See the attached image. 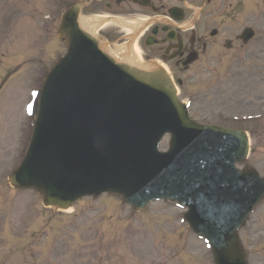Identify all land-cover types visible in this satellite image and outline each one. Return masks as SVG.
Masks as SVG:
<instances>
[{"label": "rangeland", "instance_id": "rangeland-1", "mask_svg": "<svg viewBox=\"0 0 264 264\" xmlns=\"http://www.w3.org/2000/svg\"><path fill=\"white\" fill-rule=\"evenodd\" d=\"M64 1L0 0V79L15 78L0 92L1 132L14 105L15 85L17 96L34 83L37 73L39 83L45 69L65 52L55 37L56 24L47 28V37L40 29L44 15H57ZM229 1L233 8L206 24L221 23L231 36L249 22L259 32L256 45L250 47L258 53L263 49L264 58V0ZM240 3L245 6L238 14L242 10H234ZM207 6L214 11L222 1L211 0ZM236 43L234 48L242 44ZM248 64L249 69L224 72L220 79L187 73L180 98H197L190 108L197 121L232 128L237 124L231 121L239 115H264V61ZM14 113L8 123L9 136L0 134V264H213L208 250L182 222L183 210L175 206L153 203L146 213L137 214L119 198L102 196L77 203L69 213H54L42 206L33 191L11 189L7 177L24 149L18 147L19 139L26 136L25 132L20 136L21 103ZM238 128L247 129L252 137L246 162L264 176V117ZM167 144L166 138L160 148L164 151ZM32 219L36 224L29 226ZM247 227L240 231V238L249 264H264V202Z\"/></svg>", "mask_w": 264, "mask_h": 264}, {"label": "water", "instance_id": "water-1", "mask_svg": "<svg viewBox=\"0 0 264 264\" xmlns=\"http://www.w3.org/2000/svg\"><path fill=\"white\" fill-rule=\"evenodd\" d=\"M65 28L63 36L69 43L68 52L55 66L42 96L45 107L54 103L58 107L51 112L44 109V113L40 109L37 128L45 126L44 130L50 131L55 122L68 120L69 135L78 130V120H91L109 102L108 111L98 121L101 128L91 129L81 137L83 141L101 133L104 140L75 154L79 160V190L75 193L67 196L57 194L52 186L51 171L35 174L29 165L30 156L13 177V184L35 187L43 192L46 204L63 208L80 195H98L104 191L122 194L127 202L138 208L154 198L175 200L190 209L186 216L190 226L211 241L216 264L242 263L235 243V232L242 221L239 223L237 219V222L228 225L229 222L221 217L227 214L229 221H233L237 214L242 216L250 209L256 200L248 187L253 182L248 185L245 181L249 178L236 172L234 177L244 181V185L235 191L230 184L214 176L216 171L226 173L231 164L242 161L246 141L238 132L195 126L186 118L161 72L145 74L115 65L96 49L95 42L76 29L74 18L67 22ZM76 74H80L79 78L88 76V80L77 82L78 78L74 81L71 75ZM129 79H133V83L141 89L132 92L127 87L126 101L119 104L115 99L122 87L128 85ZM61 83L67 88L62 95L59 94ZM159 94L164 98L162 102L155 97ZM88 95L92 98L86 105L84 99ZM44 106L41 105V108ZM136 113L144 120L141 128L134 123ZM167 131L173 135L169 153L159 156L153 149L148 153L147 160L142 162L144 164L131 166L125 150L113 151L115 141L126 133H136L130 143L139 153ZM232 151L235 155L231 154ZM140 158L141 155L136 161L140 162ZM196 161L201 162V169L189 170ZM147 164L153 168L146 171ZM141 171L143 173H139ZM152 171L155 173L150 175ZM94 179L97 184L92 187L90 183ZM216 181L217 190L210 189ZM254 186L261 188L259 199L264 194V188L259 182H254ZM138 193L141 194L137 198L135 195ZM216 219L223 227L217 224Z\"/></svg>", "mask_w": 264, "mask_h": 264}, {"label": "bare ground", "instance_id": "bare-ground-1", "mask_svg": "<svg viewBox=\"0 0 264 264\" xmlns=\"http://www.w3.org/2000/svg\"><path fill=\"white\" fill-rule=\"evenodd\" d=\"M93 21H94V19H89V20L88 19H83V24H84L85 27L88 28L89 26H91V25L94 24ZM94 22H95V25H99V24H101L102 20L101 19H95ZM117 23L118 24H127V25H130V23H128V21H125V20L117 21ZM141 23H142V21H139L138 23H135L134 21H132L131 22V25H132L131 28L132 27L133 28L134 27L135 28L136 27L138 28V27H140L142 25ZM117 53H120V56ZM109 55L111 57H113V58H116L117 61L122 62V63H125V64H128V65L136 64V62H137L136 59L139 61V55L137 54V50H136V54H134L133 51L131 53L130 51H128V48H127L126 45L120 46L118 48H114L112 51H109ZM119 58L120 59L123 58L122 61L119 60ZM161 66L163 68H165L164 65H161Z\"/></svg>", "mask_w": 264, "mask_h": 264}, {"label": "flooded vegetation", "instance_id": "flooded-vegetation-1", "mask_svg": "<svg viewBox=\"0 0 264 264\" xmlns=\"http://www.w3.org/2000/svg\"><path fill=\"white\" fill-rule=\"evenodd\" d=\"M188 45V44H187ZM199 48V47H198ZM186 51V50H185Z\"/></svg>", "mask_w": 264, "mask_h": 264}]
</instances>
